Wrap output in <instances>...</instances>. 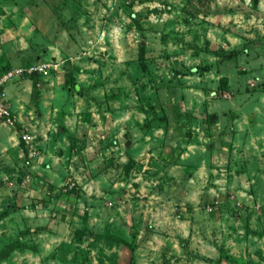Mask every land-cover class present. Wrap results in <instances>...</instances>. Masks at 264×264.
<instances>
[{
	"label": "rangeland",
	"instance_id": "obj_1",
	"mask_svg": "<svg viewBox=\"0 0 264 264\" xmlns=\"http://www.w3.org/2000/svg\"><path fill=\"white\" fill-rule=\"evenodd\" d=\"M258 1L0 0V72L49 62L81 127L0 120V264H264Z\"/></svg>",
	"mask_w": 264,
	"mask_h": 264
},
{
	"label": "crops",
	"instance_id": "obj_2",
	"mask_svg": "<svg viewBox=\"0 0 264 264\" xmlns=\"http://www.w3.org/2000/svg\"><path fill=\"white\" fill-rule=\"evenodd\" d=\"M257 8H258V14L261 15L263 13L262 10H264V0L258 1ZM49 66H50V63H49ZM15 67H19V66H15ZM48 68L46 72L44 73L32 74V76L39 75V77L42 78L41 82L39 81V79L34 80L35 81L34 88L31 87L28 83L23 82V81H26L27 78H29L28 76L20 78L19 80L20 87L10 93V99L8 100L9 103L7 101L12 117L15 120L14 123L16 124L17 127L22 125L26 127L25 129H28L27 130L28 133L29 131L30 132L35 131L36 134H38L39 132L40 133L43 132L42 131L43 129H39V131H36L35 129L36 124H39V123L41 124L42 120L40 119L46 118L49 124H52V123L57 124V128L60 131H62V132L57 133V129H56L54 133H50L49 139L51 140L50 142L51 148L50 149L49 147L47 149L46 147L44 148L43 154L45 158H47L46 156L48 154L52 153L50 151L55 146L59 147L62 144V147L69 149L70 140L74 139V137L77 136L78 130L81 128L80 126L71 124V120H69L70 119L69 111L66 112L63 108H60L58 106V103L55 102L54 98L56 96L57 89H60L62 86L61 84L63 83L59 79H57L56 76H54L51 73V71H49ZM41 94L45 97L44 99H42V97L40 96ZM37 101L41 103L40 105L44 106V114H41L38 119H33L31 121L29 120L30 118L28 119L27 114L30 113V110H31L30 104L32 103L34 107L36 108ZM97 114L98 113H96V115ZM89 115L93 116V112H91ZM75 116L76 114H74L73 117ZM39 128H41V126ZM6 139H12V137H10L9 135H6ZM58 153L60 154V150H57V155ZM62 153L65 154L63 150H62Z\"/></svg>",
	"mask_w": 264,
	"mask_h": 264
},
{
	"label": "built area",
	"instance_id": "obj_3",
	"mask_svg": "<svg viewBox=\"0 0 264 264\" xmlns=\"http://www.w3.org/2000/svg\"><path fill=\"white\" fill-rule=\"evenodd\" d=\"M49 66V62H38L25 67L9 68L0 73V120L4 123H12V114L9 105L5 99V92L3 90V84L16 76H28L36 73L46 72ZM21 138L25 143L28 142V136L22 135Z\"/></svg>",
	"mask_w": 264,
	"mask_h": 264
},
{
	"label": "trees",
	"instance_id": "obj_4",
	"mask_svg": "<svg viewBox=\"0 0 264 264\" xmlns=\"http://www.w3.org/2000/svg\"><path fill=\"white\" fill-rule=\"evenodd\" d=\"M66 28H68V27L66 26ZM143 50H144V46L141 43H139L138 44V55H139V57L142 56ZM140 64H141V66H144V64L142 62ZM0 73H2V72H0Z\"/></svg>",
	"mask_w": 264,
	"mask_h": 264
}]
</instances>
